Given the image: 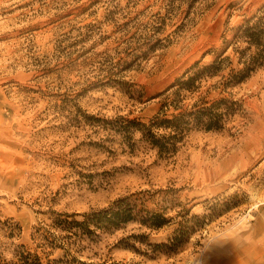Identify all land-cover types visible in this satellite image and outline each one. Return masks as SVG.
<instances>
[{"label":"rangeland","instance_id":"374dc122","mask_svg":"<svg viewBox=\"0 0 264 264\" xmlns=\"http://www.w3.org/2000/svg\"><path fill=\"white\" fill-rule=\"evenodd\" d=\"M263 5L0 0V263L22 246L43 262L264 264V68L227 90L215 76L182 91L177 111L220 98L238 109L220 131L190 130L172 157L106 123H149L174 80L210 64ZM232 48L221 74L236 66ZM129 195L139 216L167 222L90 236L51 225Z\"/></svg>","mask_w":264,"mask_h":264},{"label":"trees","instance_id":"16d2710c","mask_svg":"<svg viewBox=\"0 0 264 264\" xmlns=\"http://www.w3.org/2000/svg\"><path fill=\"white\" fill-rule=\"evenodd\" d=\"M259 15H254L234 28L229 40H223V48L215 59L207 65L194 63L182 76L176 78L169 89L172 92L165 95L160 101L158 113L150 119L149 123L127 121L122 117L106 122L115 133L131 139L133 131H138L142 138L153 148L157 149L161 156L172 157L178 150V143H181L185 135L193 129L204 131H220L224 128L227 119L238 109L235 101L220 98L209 104L202 105L194 103L190 108L177 111L181 107L175 104L179 100L182 91L193 92L196 82L205 77L220 76L224 90L236 86L245 81L253 72L264 68V5ZM239 43H244L243 49L238 48ZM229 45H232V54L236 57V66L221 74L226 67L231 65L229 55L222 56ZM178 99V100H177ZM173 107V111H167ZM127 121L123 124L122 121ZM134 195L123 196L115 199L107 207L99 210H92L82 214V220H68L56 217L52 220V226L58 230L68 232V236L82 234L90 236L95 230H110L118 228L129 222L139 221L140 224L149 228H159L167 220L163 215L151 213L142 209L145 216H139L138 205ZM92 228V229H91ZM43 246L54 248V243L46 236H42ZM172 245L178 243L174 238ZM19 246L12 258L0 264H104L99 262L80 261L75 258H67L66 255L43 262V259L36 253L29 252Z\"/></svg>","mask_w":264,"mask_h":264}]
</instances>
